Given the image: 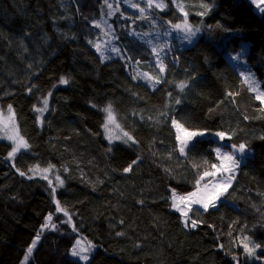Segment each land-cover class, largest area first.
Masks as SVG:
<instances>
[{
    "label": "trees",
    "instance_id": "obj_1",
    "mask_svg": "<svg viewBox=\"0 0 264 264\" xmlns=\"http://www.w3.org/2000/svg\"><path fill=\"white\" fill-rule=\"evenodd\" d=\"M164 1L152 12L168 29L181 16ZM179 1L200 34L172 52L153 88L134 73H159L152 52L131 36L151 31L149 18H112L127 58L104 60L90 39L108 13L105 0H0V107L11 105L30 145L12 160L11 144L0 141V264H21L37 234L27 264H83L71 256L79 239L95 246L88 264H264V105L229 59L240 56L264 91V17L249 0ZM109 104L136 143L109 142ZM172 119L190 131H223L228 146L245 143L250 153L217 207L191 211L195 228L171 207L172 192L195 190L199 175L220 163L219 143L197 138L181 155ZM49 165L63 186L29 171ZM245 243L260 247L248 255Z\"/></svg>",
    "mask_w": 264,
    "mask_h": 264
},
{
    "label": "snow or ice",
    "instance_id": "obj_2",
    "mask_svg": "<svg viewBox=\"0 0 264 264\" xmlns=\"http://www.w3.org/2000/svg\"><path fill=\"white\" fill-rule=\"evenodd\" d=\"M105 3L107 4V7L111 9L113 6L111 4H108L107 0H105ZM148 6L152 7L155 6L156 8H160L163 10V8L166 6L163 2V0H147ZM253 3H256V6L260 8V4L264 3V0H253ZM132 7H138L136 4H132ZM201 7L207 9L208 5L206 4H201ZM261 11H264V8L260 9ZM139 12L141 13V16L144 15L145 9L144 8H139ZM200 15H203L204 13H198ZM111 15V13H109ZM185 19L183 23L180 24H173L171 25L173 29L181 32L184 34V38L188 40L189 42L191 41L192 37H195L196 34L200 31L199 28H193L192 25H190L187 21V13H184ZM101 25L99 23H95L94 27L99 28ZM109 29H111V26H108ZM133 34H135L133 32ZM91 43V41H90ZM96 48V51L99 53L101 59H107L108 56L106 55V52H111V53H116L117 55H120L122 59L127 58V54L122 53L121 49L118 47H111V48H105L102 47L101 44L97 43L94 45ZM164 51V48L161 47L159 51L157 50L156 47H153L152 52L153 54L156 55L157 60H156V67L159 68V73L156 74L155 76L150 75L149 73L145 72L142 74L143 77H146L147 80L152 82V87L155 88V85L160 84L162 82V75L166 71V65L163 62V59L160 57V52ZM238 56H233L232 59H238ZM139 63V61H137ZM136 77H133L135 79ZM62 84H67L68 81L65 78H61L60 81ZM245 82L249 83L250 90L257 92L256 99L260 101L262 105H264V91H258L257 87L255 86V81L250 80L249 77H245ZM177 87L180 89L181 92L188 87L187 81H181ZM31 91V89H29ZM51 95V93H49ZM171 95V93H169ZM231 95V93H229ZM176 104L180 103L179 99H176L175 101ZM48 108V99L44 98L43 99V108H36L35 110L38 112L43 113L46 111ZM104 111L106 112V121L104 124V128L106 131H108L109 124H116V117L115 114L112 110L111 104H109ZM9 112L12 113V107L9 105ZM11 128L9 130L10 134H7V138L12 141L13 147L11 151L9 152L8 156L9 158H12L15 156L17 152H19L21 149H28L30 145L28 142L24 139L23 136H21L16 129L15 126V121L14 118H11ZM42 123V121H41ZM172 126L177 130V136L176 139L179 142V152L181 155L186 154V149L189 146V143L197 136H203L205 135V132L203 131H198V130H192L190 131L186 127H184L183 124L178 122L176 119H172L171 121ZM0 124H4L5 127H7V124L3 121H0ZM117 127L119 125H116ZM124 136L127 137V141H131L132 143H136L135 139L129 135L127 132L124 133ZM215 136L219 137L220 140H224L226 138V133L223 131L216 132ZM229 139L231 138L230 136L228 137ZM109 142L111 143L112 137H108ZM264 139V137H262ZM126 141V142H127ZM232 151H222L220 147H217L214 149L216 153V158L220 161L219 164L213 163L211 165L212 171H204L199 175V178L196 180V188L194 191L188 193L187 195H177L175 191L172 192L171 196V207L175 209L177 212L180 213L182 217H184V224L185 227H188L189 225L192 228H195L197 226L198 221L191 216H189V213L193 211V205H198L200 208H202L205 212L208 211L210 207L215 208L217 207V201H220V198L228 191V188L231 187L232 180L234 179V171L237 169L242 161V158L246 156L247 153V145L245 143H240L238 145H231ZM207 163V161H205ZM194 167L196 165H193ZM52 165H49L48 168L45 169H29V171H39L42 173L41 178L42 179H48V176L46 175L52 168ZM131 166L129 168H125L124 171L128 172L130 171ZM218 173L221 174H228V178L226 180H221V181H209L207 183H204L203 186H201V181L205 180V177H216ZM20 175H25L24 172H20ZM29 179H32L31 176L28 177ZM56 180L58 184L62 185L63 180L60 179V177L57 175ZM49 186H52V181L49 179L48 180ZM55 193V187H53V194ZM56 211H63L65 216H69L68 212L60 207L59 201H56ZM52 220V216L49 215L47 217V221L44 226L42 227H47L48 222ZM71 221V217L69 216V222ZM51 227L55 229V224H52ZM75 230V228H74ZM119 235V233H118ZM40 239V234H37L36 238L33 240L32 245L28 247L27 253L30 255L33 252V249L36 246L37 241ZM247 240V237L244 238ZM95 246L91 243L88 242L87 245L85 246L84 243L80 240L76 241V244L73 246L71 254L75 257H78L80 260L87 262L89 260V253L92 251V249ZM260 245L256 244L253 247H249L248 244H243L244 251L248 255H254L255 250L259 248ZM27 256L25 257V260H27Z\"/></svg>",
    "mask_w": 264,
    "mask_h": 264
},
{
    "label": "rangeland",
    "instance_id": "obj_3",
    "mask_svg": "<svg viewBox=\"0 0 264 264\" xmlns=\"http://www.w3.org/2000/svg\"><path fill=\"white\" fill-rule=\"evenodd\" d=\"M172 1L175 4L174 6L176 7L178 13L181 16L180 17L181 20L177 24L183 23V21L185 19L184 13H186L184 6L179 0H172ZM107 2H108V4H111L113 7L111 9L107 8V12H108L107 15L101 17V19L95 21L92 25L93 31H92L90 41H91L92 47L95 50H96V48L94 47V45L97 43L101 44V46L105 47V48H111V47L120 48L118 40H117V34H116V29L114 27V22L112 21V18H115L117 16L120 17L119 19H127V20L132 21V22H130V24H132V25H134L136 19L137 20L143 19L144 21H146V19L149 18L152 21L153 24H151V26H150L151 31H148L146 33H142V32L140 33V32H137L135 30H132L131 36L140 40V41H143L147 45V47L150 49L151 52H152L153 47H156L158 51L161 47H163L164 51L160 52V57L163 59L164 64L166 63L167 59H169L171 57V54L174 50L192 45L200 34V31H199L195 37L191 38V41L189 42L188 40H186L184 38L183 33L172 28V26H171V25H173L172 22H167L166 26L169 28L163 29V27L160 26V24H161L160 20L153 17L152 10L155 9L156 7L155 6L149 7L147 0H107ZM163 2L165 4L164 0H163ZM257 2H259V0H257ZM132 4H136L138 7L134 8L131 6ZM255 6H256V3H255ZM165 7L163 8V10L165 9ZM139 8L145 9V13L143 16H141V13L139 12ZM261 8H264V3L260 4V8H258L256 6L257 12H259L260 14H263V17H264V11L261 12V10H260ZM156 9L163 11L160 8H156ZM109 13H111V15H109ZM187 21L190 25H192L189 21L188 16H187ZM95 23H99L101 26L99 28L94 27ZM109 25L111 26V29H109V27H108ZM192 27L196 28L194 25H192ZM133 32L135 34H133ZM246 53H247V48H245L243 51H241V57L245 58ZM106 55L108 56V58L104 59V60H110V59H113L116 57H121L120 55H117L116 53H111V52H106ZM152 55H153V63L156 67L157 57L155 54H153V52H152ZM232 57L229 56V59L236 66V68L239 69L240 74H242L243 78L245 79V77H249L250 80H254L255 86L257 87L258 91H263L262 83L259 80L258 76L253 72H249V71L247 72L246 70H243V67L240 68L241 63H242L240 56H238L239 57L238 59H232ZM156 69L159 70L158 67H156ZM241 70H243V72H241ZM134 73L137 77H139L142 81H144V83L152 86V82L147 80L146 77L142 76V74L145 73L144 71H142L141 69L135 68ZM156 86H158V84L155 85V87ZM256 94H257V92H256ZM47 110H48V108H47ZM47 110L44 111L43 113L47 112ZM43 113L39 112V115L41 116V115H43ZM10 117L14 118L16 129L18 130L19 134L21 135L13 109H12V113H10L9 108L3 109L0 107V121H3L7 124V127H5L4 124H0V141H6V142L10 143L11 146L13 147L12 141H10L7 138V134H10L9 130L11 128ZM116 125H119V123L117 122V119H116V124H109L108 131L105 130L106 137L107 138L109 136L112 137L111 142L120 141V140H123L125 138L124 133L121 130L120 125L118 127ZM203 132H205V135L195 137L189 143V146L197 138H213L214 140H216L219 143V147L222 149V151H232L231 146H228V142H227L228 137L227 136L224 140H220L219 137L215 136L216 132H207V131H203ZM176 133H177V130H176ZM189 146H188V148H189ZM188 148L185 151H187ZM24 151H25V149H21L11 159L13 160L14 158H16L17 155H19L20 153H22ZM247 153L248 154L242 158L241 163L250 154L248 150H247ZM239 167L237 169H235V171H234V174H233L234 179L232 180L231 187H229L228 191L226 193H224V195L220 198V201H217V206L225 198V196L230 191V189L234 186L235 176L238 174ZM37 168H39V167H37ZM37 168H35V169H37ZM39 169H45V168H39ZM33 174L38 175V176L42 175V173L39 171H33ZM46 175L48 176V178H52L58 187L63 186V184L62 185L58 184V182L56 180V176L58 175L60 177V175H59L58 170L55 167H52L51 170ZM227 178H228V174L218 173L216 177H211V176L205 177V180L201 181V186H203L204 183H207L209 181H221V180H226ZM60 179L62 180L61 177H60ZM194 208H200V207L198 205H193V209ZM210 208H212V207H210ZM200 209H202V208H200ZM190 213H189V215H190ZM51 222H52V220L50 222H48V225H50ZM40 240H41V235H40V239L37 241L36 246L33 249V251L36 249ZM80 241H82L85 246L88 243L84 240H80ZM93 253H94V251L92 249V251L88 254L89 260H90V257ZM31 254L29 255L27 253V255H26L28 257L27 260H25V258H24V260L22 261L21 264H27ZM71 256L73 259L80 261L83 264H88V262H89V260L87 262L82 261L78 257L73 256L72 254H71Z\"/></svg>",
    "mask_w": 264,
    "mask_h": 264
},
{
    "label": "crops",
    "instance_id": "obj_4",
    "mask_svg": "<svg viewBox=\"0 0 264 264\" xmlns=\"http://www.w3.org/2000/svg\"><path fill=\"white\" fill-rule=\"evenodd\" d=\"M252 2H253V0H252ZM254 5H255V3H254ZM255 9H256V6H255ZM256 10H257V9H256ZM261 12H262V11H261ZM249 156H250V154H249L247 157H249ZM247 157H246V158H247ZM246 158H245V159H246ZM243 162H244V160H243ZM243 162H242V163H243ZM242 163H241V164H242ZM241 164H240V165H241Z\"/></svg>",
    "mask_w": 264,
    "mask_h": 264
},
{
    "label": "built area",
    "instance_id": "obj_5",
    "mask_svg": "<svg viewBox=\"0 0 264 264\" xmlns=\"http://www.w3.org/2000/svg\"><path fill=\"white\" fill-rule=\"evenodd\" d=\"M250 2L252 1V0H249Z\"/></svg>",
    "mask_w": 264,
    "mask_h": 264
}]
</instances>
